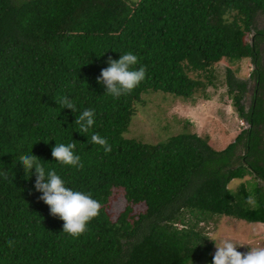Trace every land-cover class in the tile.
Masks as SVG:
<instances>
[{
    "label": "trees",
    "instance_id": "16d2710c",
    "mask_svg": "<svg viewBox=\"0 0 264 264\" xmlns=\"http://www.w3.org/2000/svg\"><path fill=\"white\" fill-rule=\"evenodd\" d=\"M260 20L264 0H0V264H213L215 242L202 224L216 216L264 224ZM129 52L146 78L116 99L97 78ZM249 59L248 79L226 70L246 128L224 150L189 133L159 144L126 138L145 94L189 99L214 84L221 62ZM64 96L76 113L57 104ZM86 109L95 124L80 133L76 116ZM93 133L110 153L88 143ZM72 142L83 169L52 156L56 143ZM31 153L102 204L78 238L41 200L35 170L26 179L18 157ZM247 176L255 181L229 188Z\"/></svg>",
    "mask_w": 264,
    "mask_h": 264
},
{
    "label": "rangeland",
    "instance_id": "374dc122",
    "mask_svg": "<svg viewBox=\"0 0 264 264\" xmlns=\"http://www.w3.org/2000/svg\"><path fill=\"white\" fill-rule=\"evenodd\" d=\"M227 67H232L238 78L248 79L253 64L250 59L238 63L221 62L215 68L214 84L186 100L163 92L145 94L143 99L146 104L139 106V113L126 138L159 144L181 133H189L207 137L209 144L217 151L227 148L246 128L228 94ZM254 181V176L235 179L229 188L236 192L242 183ZM114 206L122 209V201H117ZM202 226L212 239L215 238L217 242L230 239L243 253L251 247H264V224L216 216ZM241 245L243 247H239Z\"/></svg>",
    "mask_w": 264,
    "mask_h": 264
},
{
    "label": "clouds",
    "instance_id": "9594fccd",
    "mask_svg": "<svg viewBox=\"0 0 264 264\" xmlns=\"http://www.w3.org/2000/svg\"><path fill=\"white\" fill-rule=\"evenodd\" d=\"M138 57L129 52L120 56L119 60L109 59L108 67L103 69L98 83L105 87L107 95L119 99L130 94L146 78V67H135ZM64 109H71L76 113L75 103L67 96L56 100ZM95 113L92 109L83 110L76 116L75 124L79 126L80 133H88L95 124ZM89 144L99 145L104 151H112L108 140L98 133L90 135ZM76 142L64 144L56 143L52 148V156L60 164L73 168L83 169L80 156L76 155ZM20 164L26 171V179H31L35 170V188L42 193L41 200L50 208L54 217H59L63 222V232L78 238L88 230L89 223L100 215L102 204L91 197L90 194L68 188L65 181L55 170H46L42 160L37 156L25 154L18 157ZM8 179L7 175H4ZM245 203L256 207L257 202L253 195L245 199ZM259 235V232H257ZM215 242L216 252L213 255V264H264V247H251L246 253L237 250L238 245L230 239H209ZM14 241H8L12 247ZM239 247H243L242 245Z\"/></svg>",
    "mask_w": 264,
    "mask_h": 264
}]
</instances>
